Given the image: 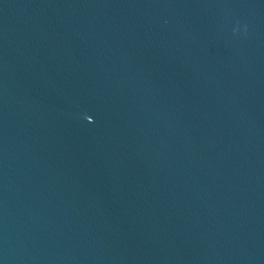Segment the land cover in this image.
<instances>
[{
    "label": "water",
    "instance_id": "95a60500",
    "mask_svg": "<svg viewBox=\"0 0 264 264\" xmlns=\"http://www.w3.org/2000/svg\"><path fill=\"white\" fill-rule=\"evenodd\" d=\"M0 264H264V0H0Z\"/></svg>",
    "mask_w": 264,
    "mask_h": 264
},
{
    "label": "clouds",
    "instance_id": "9594fccd",
    "mask_svg": "<svg viewBox=\"0 0 264 264\" xmlns=\"http://www.w3.org/2000/svg\"><path fill=\"white\" fill-rule=\"evenodd\" d=\"M234 33H235V30H234Z\"/></svg>",
    "mask_w": 264,
    "mask_h": 264
}]
</instances>
